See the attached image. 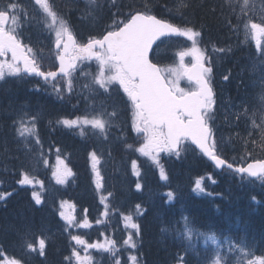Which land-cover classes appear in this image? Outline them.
Listing matches in <instances>:
<instances>
[{
	"label": "snow or ice",
	"instance_id": "1",
	"mask_svg": "<svg viewBox=\"0 0 264 264\" xmlns=\"http://www.w3.org/2000/svg\"><path fill=\"white\" fill-rule=\"evenodd\" d=\"M96 2L97 0H86L89 5H96ZM226 2L232 4V0H226ZM35 4L40 6L43 13L55 25V51L52 63L55 70H42L33 48L22 41L15 27H8L9 21L13 26L18 23V17L14 14L18 5L9 0V3L0 8V57H6L10 53L11 59L0 60V81H5L9 77L19 79H23L25 76L39 77L45 84L51 85L53 92L62 99L65 90L68 95L75 93L76 76L74 74L78 73L80 77L88 81L82 85L88 95L81 97L85 101L87 113L74 118H60L56 121L57 125L70 130H78L82 136L87 134L86 130H91L94 135L98 134L107 140L113 122L118 119L119 113L115 108L109 111L103 101L97 105L94 97H110L113 90L118 89L126 96V104L130 103L131 105L130 131L142 139L138 147L134 148L132 144H126V147L147 157L153 164L160 167L161 179L167 180L168 177L160 165V154L167 153L179 158L182 148L185 151L187 149L188 145L185 142H189L203 156L212 161L217 169L230 170L239 175L242 180L250 178V183H255L258 180L264 185V159L253 158L251 162H247L246 166H243L229 162L222 158L218 152L217 140L213 131L216 111V93L213 87L214 62L212 57L206 54V50L198 46L197 37L201 36L199 31L187 25L178 26L166 19L158 18L151 14V9L145 4L143 10L134 9L123 20L114 21L113 25L99 38L90 37L87 42L78 43L67 21L58 18L57 12L53 10V5L49 0H35ZM185 7H187L186 4H181L175 11L172 9H168V11L183 17L182 9ZM251 10L249 0H243L239 13L236 14L237 24L232 26L229 21V25L237 30L240 24L243 25L245 37L251 38L255 42L258 64L264 66V14L254 18L248 14ZM231 11L235 14V7ZM172 37L186 38L187 41H191V46L182 48L176 53L178 62L174 63V66H160L154 62L152 56L154 46L159 47L158 42L162 38ZM216 51L225 53L226 49L219 48ZM188 57H191L192 60L186 63ZM40 59H44L42 53ZM85 61H95L96 71H85L87 65L81 67L82 62ZM256 67L257 64L254 63L253 68ZM229 75H224L223 80H228ZM182 80H186L190 86L181 87ZM258 86L257 103L248 106L246 100L242 101L238 106L242 111L233 114L237 121L242 118L251 121L250 128L246 124V128H248V139L244 140L246 146L249 142L253 145L257 143L264 145V76L260 78ZM36 119V116L31 117V127H23L21 135L24 133L35 134ZM257 129L259 130L258 141L254 137V132ZM120 132L123 136V126H120ZM119 138L117 137V139ZM35 142L38 145L41 143L38 135ZM89 156L93 173L98 178L95 183L99 190L103 187V178L98 168L100 157L95 150L90 152ZM251 156L252 152H246L245 156L239 157V159L246 161V158ZM43 163L47 166V160H44ZM132 167L133 169L138 167L136 160L132 161ZM134 174L139 175V172H134ZM52 175L56 184L63 185L67 183L73 173L57 156V167ZM21 176L22 178L18 180L20 185L39 183L43 188V182L36 181L27 172H22ZM208 178L212 183H216L211 174ZM203 179L201 177L195 181L193 191L212 196L213 193L206 192ZM135 187L140 190L142 186L137 182ZM9 195L11 193L0 194V200H5ZM32 195L37 205L43 202L39 193L33 192ZM109 195L111 194L109 193ZM167 196L169 200L174 198L172 192H169ZM103 200L102 197V202ZM63 203L61 208H63ZM140 207V205L136 206L138 212ZM59 215L66 222L67 228H88L91 226L87 219L77 223L73 215H66L64 211H60ZM103 215L107 216V210ZM182 219L188 220L187 217ZM124 220L125 226L134 231L129 232L123 243L129 248L135 249L137 245L134 236L140 235V226L133 221L131 214L125 216ZM97 223L99 224L101 221L97 220ZM164 230L166 229H162V231ZM191 233L192 229L186 223L184 231L177 230L176 235L177 238L184 236L190 239ZM200 235H204V233H200ZM71 239L85 249L95 248L111 253L114 264H120V260L116 258V252L113 251L116 246L114 240H108L106 243L99 241L88 243L81 235H72ZM206 239L217 245L211 255L204 257L207 264H232L233 254H238L236 264H264V257L247 259L250 253L243 240L234 243L230 237H225L227 249L221 254L218 237L212 234L208 235ZM24 247L29 256L35 253L44 257L47 243L44 238H40L37 243L29 242L25 238ZM72 256L76 257L79 264H92L90 255L81 257L80 252L73 249ZM130 259L132 264H138L135 255ZM204 261L199 264H204ZM4 264H21V261L12 258L5 261ZM177 264H187V262L183 256H178Z\"/></svg>",
	"mask_w": 264,
	"mask_h": 264
},
{
	"label": "trees",
	"instance_id": "2",
	"mask_svg": "<svg viewBox=\"0 0 264 264\" xmlns=\"http://www.w3.org/2000/svg\"><path fill=\"white\" fill-rule=\"evenodd\" d=\"M23 1L24 0H11V2H23ZM64 1H66V0H57L56 3L59 4L65 10L64 15L66 17H67V15H72L71 16L72 26L75 29L76 33L82 38H85L89 35L98 34L100 32L99 30H101L102 27L106 24V22H104V21L107 20L108 18H110L112 11H113V8L117 11L128 12V11H132L134 9L135 10L143 9V6L145 4H147L148 7L151 9V12L155 13L156 15H158L160 17L169 18V20H171L172 22H175V23L180 24L182 26L187 25L190 27L199 28V30H203L204 34L208 35L209 38H213L214 44L217 47L225 49L227 47H230L231 43H232V40L229 39V35H230L229 32H225L224 31L225 29L222 32L220 30H218V29H220L221 26L225 25V23H226V25L229 24V21L231 20V18L233 17V14H234L231 11V9L234 7V4L232 3L230 5L226 2V0H114L113 7L104 5L106 3V0H99V4H102L100 11L101 10H103V11L101 13L99 11L98 14H100V16H101L104 13L102 22H100V20H98V19L93 20V19L88 18L86 20H82V19L78 18L77 12L81 11L82 8L86 7V6L79 5L76 2L66 3ZM7 3H9V0L7 2H5V0H0V7H4ZM181 4L187 5V7L182 9L183 17H181L179 14H173V13L168 11V9H172L173 11H175V9L178 6H180ZM31 18H32L31 20L37 19L34 15H31ZM25 24H26L25 29L27 30V33L34 34L36 31H38V29H35V28L31 29L30 27H28L27 24H31L29 21H27ZM35 25L37 26L36 22H35ZM209 28L214 29L215 31L218 30L220 32H212V34H211L209 31ZM52 63H53L52 59H48V60L45 59L43 66L45 65V68L50 69V68H52ZM18 90L19 89H15L14 92L12 93L11 97H10L12 102L16 105L15 111H16L17 116H18L19 112L25 113L27 111L26 104L21 102L25 99V94H24V96H20V94H19L20 91H18ZM26 96L30 97L29 94H26ZM15 98H18L19 102L14 101L13 99H15ZM8 104H9V98L3 97L1 92H0V115L2 117H4L5 119L10 120L13 118L10 116L8 117L6 115V113L8 114L10 111L13 110V108L8 107ZM41 106H43V105H41ZM255 134L256 133L254 132V137H255ZM53 136H59V137L63 138L64 140L69 141L70 148H72L71 151L77 150L78 143H80V141L78 139H75L71 135H69V136L67 135V138H65L64 135H62L57 128H55V131L51 134L49 140H52ZM245 136L248 139V133H245ZM84 138L86 140L88 137H84ZM229 139L231 140V145H236L237 149L241 153H243L241 151V149L238 147L240 145V143L238 141L235 142L232 136H230ZM6 140H7L6 137H3L0 139V142L4 143V142H6ZM89 141H95V140H94V138H91V140H89ZM251 146H254V145L251 144V142H249L248 151L252 152V155L254 157L259 156L258 151L256 150L257 147L253 151H251ZM243 154H245V153H243ZM71 157H72L73 161L75 162V164L77 165L79 177L81 176V182L84 180H88L86 177L87 172L85 169L86 161L81 159L82 154L81 153H77L74 155L71 154ZM74 158L76 160H74ZM1 163H3V162H1ZM0 166H1L2 170L6 171L8 173L11 172V170H12L11 164H9V165L1 164ZM24 167H25V165L22 164L20 166V171H22ZM8 168H10V169L7 170ZM187 168H188V170H191L192 168H195V166L193 164H189ZM171 170L176 171V170H178V167L172 166ZM1 173L2 172L0 171V174ZM9 175H10V173H9ZM148 185H149L148 187H151L152 191H155V189L160 188V185L157 183L154 176H150ZM78 186H79V184L77 185V187ZM82 189H85V191L87 192V186L85 183H82ZM131 191H132V188L131 187L127 188L126 186L120 189V195H122V197H123V199L121 200V203H120V209H122L124 211H128L131 209L128 207V203L134 198L133 197L134 195H129L131 193ZM81 193H82V190L80 189L79 194H81ZM69 196H72L76 199L78 197V195L75 191L73 193L69 194ZM229 196H230V194H228L226 198L228 199ZM232 197H234V196H232ZM249 200H250V198L248 196H245V199H243V198L240 199V196L237 195L236 197L232 198V201H230L229 203H225L226 200H223V201L219 200V201L220 202L222 201L220 204H225L223 206V211L229 213V216L231 218H233L234 216H240L243 220L245 219V221L248 222L250 227H251L253 237L256 238L257 241L262 242L264 245V205L262 206L261 218H259V216L255 212L254 205ZM93 202H94V199H93ZM20 203H21L20 198L13 201V203H12L13 212L15 211L14 206L19 205ZM188 204L191 206L200 204L201 205L200 209L198 211H196V214L198 216L200 215L202 217L206 216L207 218L205 217L206 218L205 221L210 220L209 216H211L221 223L225 222L223 213H217L216 214L215 210L203 200H199V202H198V201L191 199L188 202ZM6 211H7V208L3 207L0 204V221L2 220L3 217L5 218L4 212H6ZM162 214H163V212L160 209H157V211L152 210L151 211V218L156 219L159 215H162ZM39 218L42 221L41 225L38 226L40 231L46 230V227L47 228L51 227V229L54 228L55 222L50 221V219H52L51 215L43 214V215H40ZM145 232L147 234V232H148L147 227L145 228ZM156 235H157V231L155 230L154 237H156ZM122 236L125 237V235H122ZM61 240H63V239H61ZM61 240H58V242H52L53 244L51 246L52 251L56 252L55 256L59 257V258H63L66 254V243H65V241H61ZM15 242L17 243V237H16V234H14L13 232H10L7 234H6V232H4L1 234V243L5 248L13 249L14 247H16V245L14 244ZM151 245L153 247V251H152V253L150 252L151 256L148 255L149 263L150 264H167V256H168L169 252L167 250H162L161 245L158 244L157 242H154ZM58 250H61L62 252L58 251ZM21 251H24V250L21 248L20 252ZM146 252H148V251L146 250ZM154 255L158 256L161 260H162V258H164L163 259L164 263L160 262L159 258H157ZM155 257L157 260H155ZM153 260H154V262L152 263Z\"/></svg>",
	"mask_w": 264,
	"mask_h": 264
},
{
	"label": "rangeland",
	"instance_id": "3",
	"mask_svg": "<svg viewBox=\"0 0 264 264\" xmlns=\"http://www.w3.org/2000/svg\"><path fill=\"white\" fill-rule=\"evenodd\" d=\"M7 1L8 0H5V2H7ZM234 1H236V0H234ZM64 2L70 3L71 1L66 0ZM237 2L243 4V0H237ZM249 7L252 9L248 13L250 16H253L254 18H258L261 15L260 12H259L260 6H259V3L257 1L249 0ZM92 10H93V8H92ZM238 13H239V11H238ZM103 16H104V14H102L99 17H95V19L102 20ZM234 16L235 17H232L231 20H230L231 23L233 21H237L236 13H235ZM90 17L93 19L94 15L91 13ZM29 22L31 24H27L28 27H30L31 29L32 28L38 29L37 26L35 25V22H36V24H38L37 19H34L32 21H29ZM236 24H237V22H236ZM17 26L18 25H15V26H12V27H15L17 29ZM221 27L218 30H220L222 32L224 30V28L226 27V24L221 26ZM218 30L215 31L214 29L209 28V31H210L211 34H212V32H220ZM224 31L227 32L226 29ZM231 31H233L232 33H234V35H233V38L229 35V39L233 40V47L230 48V52L229 53H226L224 56H221V60L223 62L225 61V59H229L230 56L236 55V52L238 50L240 51L241 47L249 45L252 48H256L255 42L251 38H246L245 37V32H244L242 24H240L238 30L235 29V28H232ZM204 39L207 42H212L213 43V38H209L208 36H205ZM179 43L181 44V46L176 49V51H175L176 53L179 50H181L182 48L191 46V41H187L186 38H182ZM197 43H198V46L200 48L206 50L202 46V42L199 39V37H197ZM162 50L165 51L164 48ZM166 52H167V50L165 51V53ZM206 54H207V51H206ZM219 56H220V54H219ZM247 56H248V54H238L237 57L234 58L235 64L240 62L243 58H247ZM253 58H255V56ZM256 59H257V57H256ZM191 60H192V58L188 57V58H186L185 62L189 63ZM176 62H178V58L177 57H176V60L174 58L172 59V61L170 63V66H174V63H176ZM251 62L253 64L254 63L257 64V67L253 68V71L251 73H253V74H255L256 72L257 73H261L260 72L261 67L258 64V60L251 61ZM245 66H246V64L242 65V67H240L241 69L239 68V66L238 67H237V65L235 66L236 71L235 70L233 71V74L235 75L234 82L239 81V76L241 77V76H243L246 73V70L244 68ZM82 67H84V65ZM230 70L232 71V68ZM263 74H264V72H263ZM75 76L78 77V75H75ZM254 77L259 78V79L261 78L258 75H254ZM182 81L186 84L184 87H189L190 86V85H188L186 80H182ZM180 83L183 84L182 82H180ZM247 85L249 87H251V86L254 87V85H255V87H259L258 86V81H255V79L252 76L249 78ZM181 87H182V85H181ZM86 92H87V90H86ZM19 94H20V96H24V94H25L24 90L21 89ZM9 95H12V94H9ZM76 95L82 97L81 93H77ZM253 95H255V97H257V94H255V93L244 92V97H245V99H246V101L248 103H251V106L256 104L254 102V100L252 99ZM222 98H223V100L221 101L222 102L221 103L222 107H220V110H222V112L223 111H228V112H231V113H236L237 112L236 110H229V106L227 105L228 96L224 95ZM100 99L101 98H97V96H96L94 98V101H98ZM13 100L16 101V102H19L18 98H15ZM11 101L12 100L10 98V103H9L8 107H13ZM21 102L22 103L24 102L26 104V106H27V109H28V108H30V106H32L33 102L35 104L39 103V99L38 98L32 99V98H30V97L25 95V99L23 101H21ZM112 102H113V100H111L110 98L105 101V105L108 106V110L110 109V105L112 104ZM96 104L98 105V103H96ZM86 113H87V111H85V114ZM230 121H231V124L234 123L233 127L240 132L239 135L240 136H244L246 138V136H245L246 131L244 129L240 128V127H242L244 125L246 120H240V124H239V123H237V120L235 119V117H230ZM257 122H259V121H257ZM246 124L248 125V128L251 127V121L250 120H247ZM246 124H245L244 128H246ZM25 126L31 127V120L30 119H25L23 121V124H22L21 128H20V136L24 139V142H27L34 134L24 133L23 135H21L22 128L25 127ZM248 128H246V129L248 130ZM0 134L5 137V134L3 133L2 128H0ZM236 136H237L236 134H232L233 139ZM224 137L227 138L226 136H224ZM224 137H222V143H223V138ZM255 139L257 141L259 140V131L255 134ZM94 140L97 142L98 138H97V140L96 139H94ZM7 141L10 142V137L8 138ZM103 145L104 144L94 145L93 148L97 152H99L101 150V147L108 148V149L111 148V144H107L105 146H103ZM258 146H259V143H257L254 146H252L251 147V151H253ZM247 147H248V145H247ZM257 150H259V151L263 150V147H259ZM83 151L84 150H82L81 153H83ZM23 152H25V155L33 158L34 160L41 161L43 159V154L35 146L29 145L28 147H24L23 148ZM118 153L127 154V151L125 149H116L115 150V154H114L115 158H116V155ZM183 153H184V151H183ZM102 155L105 156L104 153ZM161 155H162L161 158L162 157H164V158H171L172 157V156L168 155L167 153H161ZM31 162L33 163V167H35V168L39 167V165L36 164L37 162H33V161H31ZM112 163H113V165H115L117 171H122V172L125 171V169H126V163L125 162L121 163L118 160H113ZM178 174H188V170H186L185 168L180 166ZM123 177H124L123 181H125V176H123ZM121 184H122V182H121ZM49 193L52 194V196L49 199H50V202L53 203V199H54L53 193H52V191L49 192ZM18 198L21 199V203L19 205H15L14 206V208H15L14 212H12L10 210L8 213H6L5 218L3 217L2 220L6 219V222H5V225H4V231L6 232V234L10 233V232H13L14 234H19L20 233V238H21V237H23V234L24 235H30L32 233L33 234L35 233V230H36L35 229V227H36L35 214L36 213L33 211V205L30 208V202H29L27 196L22 195V196H20ZM29 208H30V210H29V212H27ZM68 214H71V211H69L67 213V215ZM159 219H157V221ZM2 220L0 221V223H2ZM186 223H187V226L192 229L191 237H190V239H187L184 236H181L180 239H183L185 241V243H186L187 247L189 248V250L196 251V252H203V253H205V255H211L213 253V251L216 249L217 245H214L210 240H207L206 237L208 235H212L213 233H204V235H200V232L193 227L191 221H189V222H187V221L184 222L183 221L182 228L180 229L181 232L184 231ZM65 224H66V222H65ZM156 228H157L156 225L153 226V229L151 227L148 228L149 233H151V235H150L151 239H153L154 241L159 242V244L161 245V249L162 250H166L167 249V251H168L169 250V244L165 243V236L164 237H158V236L157 237H153L152 236L154 231L157 230ZM119 230L122 232V228L119 227ZM52 231H53V233H49L46 237H44L45 240L47 238H49L51 235H53V234L54 235L58 234L59 236L61 234L60 229H52ZM217 237H218V242L221 245V248H220L221 254H223L226 251V249H227V244L225 243V240H224L225 237H219V236H217ZM241 240H243V239H239L238 241H241ZM232 241L234 243L237 242L236 240H232ZM243 242L245 243V241H243ZM14 244H16V242ZM247 249H248V251L250 253V255L247 257V259H251V258L255 257L253 251L250 250L248 247H247ZM237 255L238 254H233V256H232V264H236ZM154 256H156V255H154ZM156 257L159 258L158 256H156ZM156 257H155V260H157ZM7 260H9V259H4L3 261H0V264H4V262L7 261ZM159 261L162 262V260L160 258H159ZM153 262H154V260L152 261V263ZM59 263H60V259H57V258L50 257L49 260H48V264H59Z\"/></svg>",
	"mask_w": 264,
	"mask_h": 264
},
{
	"label": "bare ground",
	"instance_id": "4",
	"mask_svg": "<svg viewBox=\"0 0 264 264\" xmlns=\"http://www.w3.org/2000/svg\"><path fill=\"white\" fill-rule=\"evenodd\" d=\"M25 25H24V29H25ZM25 31L27 32L26 29H25ZM97 98H101L100 100L95 101L96 103H98V105L101 103V101H103L105 103V101L107 99H109V98L111 100H113L112 104L110 105V109L113 110V108H115V110L119 113L118 119H116L117 125L115 124V126H117V127L118 126L119 127L120 126H125L128 123L129 116H128L127 110L125 109L123 103L118 98H116L114 96H110V97L97 96ZM9 103H10V98H9ZM11 103L13 105V107H12L13 110L10 111L8 114L6 113V115L8 117L10 116L12 118H15V117H18V116H21V115H24V114L27 113L28 110L25 113L24 112L23 113L19 112V114L17 116L16 111H15L16 105L12 101H11ZM8 106H9V104H8ZM85 111H87V108H86V105H85V101L83 100V101H81V104L79 106L78 112L79 113H82V114H85ZM57 129L60 131V133L62 135H64L65 138H67V135L68 136L71 135L75 139H78L80 141V143H78L77 150L71 151L72 148H70L69 141H66L63 138L59 137V136H53L52 137V140H49V142L48 143H45L44 146H46V147L48 146L47 148H49V147H51V146H53V145L56 144V145L60 146V148L64 152L70 154V156H71V154L74 155V154H77V153H81V151L84 150L83 153H81L82 154V158L81 159H83L84 161H86V158H87L86 156L89 153V151L95 150L93 148L94 145L104 144L103 146H105L107 144H111V148L108 149V148L101 147V150L99 151L100 154H103L104 153L105 154V157L108 158V160H107V162L105 164V168H106L107 176H108V179H107L108 187L110 189H112V190H115V192H117L119 194H120V189L123 188V187H125V186L127 188H130V187L132 188V181H131V178H130V176L128 174L127 169H125L124 172L117 171L115 165H113V163H112L113 160H117L115 158V155H114L115 154V150L116 149H125L126 150V148H127L126 147V144H129L130 143V139H129L128 133L126 131V128H124L123 136H121V132L119 130L117 133H114L110 139H107V140L103 139L102 137L96 136V135H89L88 138L85 140L84 137L81 138V137H78L76 135L68 134V133L64 132L60 127H57ZM117 137H120V138L117 139ZM91 138H94L96 140L98 138V141L97 142L96 141H89V140H91ZM36 148H38V147H36ZM46 149H40V148H38V150H40L42 154H44V152L46 151ZM126 151H127V154L126 155L128 156L130 154V152L128 150H126ZM23 153L25 154V152H23ZM110 153L113 154L114 156L113 157H110ZM74 160H76V159L74 158ZM1 164H7V165H9L11 163H10V161H7L6 163L3 162ZM9 169L10 168H8L7 170H9ZM1 175L3 176V178L5 180H6L5 177L10 176L8 172L5 175V177H4L3 173H1ZM123 176H125V181H123V178H124ZM150 176H153V175L151 173H148L147 176H146V181L148 183H149ZM86 177L88 179V175L87 174H86ZM78 182H79L78 183L79 186L75 190V192L78 195V197H77L76 200L79 202V204L81 206L89 207L91 210L94 211L95 210V207H96L95 196H94V194H93V192L91 190L90 183H89V179L88 180H84V181L81 182V176H80V177H78ZM121 182H122L123 185L121 184ZM82 183H85L86 184V186H87V192L85 191V189H82ZM148 188H150V187H148ZM80 189L82 190V193L81 194H79V190ZM52 193H53V197H54L53 203L55 201L57 202L62 197L66 196V194H61V193H58V192H53L52 191ZM49 195H50V197L52 196V194H50V193H49ZM129 195H133L132 194V191H131V193ZM67 196H69V194H67ZM93 199H94V202H93ZM145 200H147L149 202V206H151V211L152 210L153 211H157V209H160L164 213V208L160 204V201L157 198V196H156V201L155 202L152 201V198H150V196H148V198L145 197ZM119 213H120V215H122V214H127V215L131 214L132 215V214H134V211L132 209H130L128 211H124L122 209H119ZM113 226H115L114 223H113ZM119 227L122 228L121 226H119ZM54 228H58V225L56 223H55ZM48 229L49 228L46 227V230H48ZM37 230H39V228H37ZM130 231H132V230L130 229ZM121 234L126 236L127 235V232L122 228ZM58 240H59V235L58 234L54 235L53 242H58ZM65 243H66V250H67L68 245H67V242H65ZM263 248H264V246H263ZM23 252L24 251H21V253H23Z\"/></svg>",
	"mask_w": 264,
	"mask_h": 264
},
{
	"label": "flooded vegetation",
	"instance_id": "5",
	"mask_svg": "<svg viewBox=\"0 0 264 264\" xmlns=\"http://www.w3.org/2000/svg\"><path fill=\"white\" fill-rule=\"evenodd\" d=\"M115 129V131H114V133H117L119 130H120V128H114ZM128 136H129V133H128ZM130 138V137H129ZM49 150V149H48ZM21 155L22 156H27V155H25L23 152H21ZM119 162H122V160L120 159V160H118Z\"/></svg>",
	"mask_w": 264,
	"mask_h": 264
}]
</instances>
